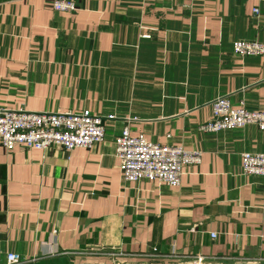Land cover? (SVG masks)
<instances>
[{"label":"crops","instance_id":"crops-1","mask_svg":"<svg viewBox=\"0 0 264 264\" xmlns=\"http://www.w3.org/2000/svg\"><path fill=\"white\" fill-rule=\"evenodd\" d=\"M54 1L66 0H0V108L89 110L105 140L70 153L0 144V264L264 262V179L241 167L264 154V132L200 131L221 97L264 112V57L233 48L264 43V3L68 0L76 10L56 12ZM124 129L200 151L201 164L179 187L126 183Z\"/></svg>","mask_w":264,"mask_h":264},{"label":"built area","instance_id":"built-area-1","mask_svg":"<svg viewBox=\"0 0 264 264\" xmlns=\"http://www.w3.org/2000/svg\"><path fill=\"white\" fill-rule=\"evenodd\" d=\"M258 1L264 3V0ZM76 8V4L68 0L53 3L56 12L75 11ZM258 13L257 8L253 10V14ZM233 48L235 56L264 57V43L239 41ZM211 117L210 122L200 127L202 133H222L248 126L264 132L263 111L251 112L244 107L235 109L225 97L212 104ZM106 120L113 118L107 117ZM105 131V120L89 110L49 114L31 113L25 108L16 111L0 108V144L8 153L19 146L38 151L55 147L67 153L76 149L92 150L103 143ZM115 153L124 182L157 181L169 187H179L185 167L199 166L203 156L200 151L151 143L143 136L133 137L128 129L116 139ZM241 167L244 175L264 179V154H243ZM6 258L7 264L23 262L14 254H8Z\"/></svg>","mask_w":264,"mask_h":264},{"label":"rangeland","instance_id":"rangeland-1","mask_svg":"<svg viewBox=\"0 0 264 264\" xmlns=\"http://www.w3.org/2000/svg\"><path fill=\"white\" fill-rule=\"evenodd\" d=\"M264 262H249V261H240L236 259H225L224 261H201V260H191V261H174L170 264H259Z\"/></svg>","mask_w":264,"mask_h":264},{"label":"water","instance_id":"water-1","mask_svg":"<svg viewBox=\"0 0 264 264\" xmlns=\"http://www.w3.org/2000/svg\"><path fill=\"white\" fill-rule=\"evenodd\" d=\"M259 264H264V263H259Z\"/></svg>","mask_w":264,"mask_h":264}]
</instances>
